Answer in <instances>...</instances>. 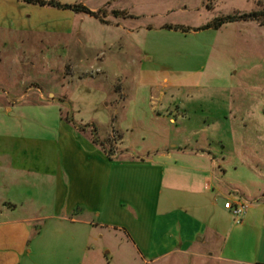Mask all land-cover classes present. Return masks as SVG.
<instances>
[{
  "label": "rangeland",
  "instance_id": "obj_1",
  "mask_svg": "<svg viewBox=\"0 0 264 264\" xmlns=\"http://www.w3.org/2000/svg\"><path fill=\"white\" fill-rule=\"evenodd\" d=\"M0 1V95L13 103L0 101V133L47 134L62 113L115 151L209 137L227 182L264 179V14L241 18L264 13V0ZM106 242L82 250L83 264H106ZM108 250L113 264H133L132 249ZM65 252L56 264H74Z\"/></svg>",
  "mask_w": 264,
  "mask_h": 264
},
{
  "label": "crops",
  "instance_id": "obj_2",
  "mask_svg": "<svg viewBox=\"0 0 264 264\" xmlns=\"http://www.w3.org/2000/svg\"><path fill=\"white\" fill-rule=\"evenodd\" d=\"M52 122L47 134L0 133V264H56L66 250L83 264L105 237L106 264L109 245L132 249L133 264H264V179L254 189L227 182L209 137L199 147L198 138L144 152L125 145L109 157L62 113ZM237 200L247 203L241 222L224 206ZM45 218L68 228H40Z\"/></svg>",
  "mask_w": 264,
  "mask_h": 264
},
{
  "label": "trees",
  "instance_id": "obj_3",
  "mask_svg": "<svg viewBox=\"0 0 264 264\" xmlns=\"http://www.w3.org/2000/svg\"><path fill=\"white\" fill-rule=\"evenodd\" d=\"M25 1H28V2H31V3H39L41 5H45V4H49V5H53V6H57V7H61V8H68L70 7L71 5H62L61 3L59 2H54L53 0H49V1H45V0H25ZM72 7H76L75 9L76 10H80V7L83 8V10L87 11V12H92L90 11L89 9L83 7V6H80V5H75V6H72ZM264 13H261V12H252V13H249V14H244L242 15L241 18H249L251 16H254V17H258V16H261L263 15ZM235 17H231L229 16L227 19L228 20H233ZM65 119L72 123L75 127H77L79 130H88L89 126H90V123H85V124H82V123H78L73 117L71 116H68L66 115L65 116ZM92 136H93V141L100 145L101 148L105 151V153L109 156V157H112V155L115 153V150L113 149H107L104 145L103 142L100 141L99 137H98V134H97V127L93 126L92 128Z\"/></svg>",
  "mask_w": 264,
  "mask_h": 264
},
{
  "label": "built area",
  "instance_id": "obj_4",
  "mask_svg": "<svg viewBox=\"0 0 264 264\" xmlns=\"http://www.w3.org/2000/svg\"><path fill=\"white\" fill-rule=\"evenodd\" d=\"M224 206L229 209L232 214L237 217V221L241 222V217L246 212L247 203L242 200L237 201H226Z\"/></svg>",
  "mask_w": 264,
  "mask_h": 264
}]
</instances>
